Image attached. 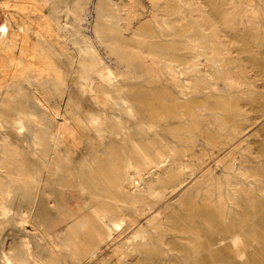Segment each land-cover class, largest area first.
Instances as JSON below:
<instances>
[{
  "label": "bare ground",
  "instance_id": "obj_1",
  "mask_svg": "<svg viewBox=\"0 0 264 264\" xmlns=\"http://www.w3.org/2000/svg\"><path fill=\"white\" fill-rule=\"evenodd\" d=\"M45 1L0 0V8L4 7L8 10L15 8L25 12L28 6L32 5L42 11ZM150 1L152 2L151 12L148 14L150 29L144 33L133 30L131 33L133 43L126 42L123 31L117 29L114 34L120 32L121 38H109L110 33L104 31L109 35L108 37L103 35L102 39L106 38L105 41L111 50L119 51L123 55L126 51L124 58L127 60H129L128 57L133 60L132 56L139 62L144 60L150 66H158L159 71L168 77L170 82L175 81L170 85V88L172 87L170 95L174 97L170 99V95L165 93L152 92L144 101V96H138L135 99L136 103L145 105L147 110L144 111V115L139 113L141 117L132 124L130 115L133 116V113L136 112L132 104L133 93L130 97H126L120 91H113L115 88L112 90L113 92L108 91L105 88V83L108 81H96L91 78L89 81L92 84L91 87L96 86V88H91L92 91L89 90L90 97L97 106L102 105V109L87 120L88 126L95 129L100 139H108L110 144L120 142L122 145L121 142L127 141L143 144L147 146L146 153L142 156L140 154L141 157H138L140 160L137 163H133L135 156L132 157V161L129 156V159H121L123 166L121 164H117L116 168L115 165L111 166V168L114 167L111 169L112 174L103 169V171L100 170L99 167L104 166V161L97 167L81 160L82 163H78L79 166L76 168L73 164L74 161L79 158L85 161L88 156L87 153L80 150L82 140L80 141L81 137L77 138L76 136L77 129L68 122L66 116L62 117L64 114L61 111H52L50 115H47V118L45 117L46 119L40 120L35 111H31L30 108H38L42 99L34 96L33 102L21 100L20 115L15 122L21 125V129L26 125L32 129L31 133L27 134V140L30 141L29 147L32 154L31 159H33L31 161L33 163L35 161L36 165L32 167L33 170L29 169V166L26 168L21 147L16 142L10 141L8 136H2L0 140V170L6 172L8 179L5 180L4 172L3 175L0 173V264H59L58 258L62 249L60 250L58 242L56 244V237L54 238L49 232L43 233V243L34 239V244L29 246L31 242L25 234L27 229H25V222L30 221L33 227L35 226V221L33 223L30 219L26 220V214L34 207L35 198L39 197L41 193L39 191L41 185L49 188L45 191L46 196L50 194L58 196L60 199L64 194L72 196L69 203L67 202L65 205L61 203L58 206L59 212H57L62 214V222L67 225V231L70 233V237L65 238V247L72 255V264H77L82 256L88 259L89 264L93 262L100 264H161L166 262L165 264H168L171 257L176 258L178 249L176 244L183 242L176 241V244L173 242L170 244L167 242L168 238L174 237L177 240L189 238L194 232L198 219L204 218L205 221H209L212 212L219 213L231 208L264 206V25L262 26L264 21L260 11L257 9L253 14L246 15L247 20L252 23L251 31H248L250 26L248 29L244 28L247 30L235 31L234 28L237 26H233L235 18L230 20L232 16L229 19L223 10H217L221 8L217 5L215 14H211L214 17L212 19L200 11L201 9L198 10L197 6L193 7V4L188 0L179 1L192 7L189 10L190 15H185L175 2V5L172 2V5L162 6L160 4L162 0ZM208 2L210 6L207 4ZM208 2L206 5L210 8L212 2L210 0ZM133 4L135 5L136 2ZM162 7L170 10V13H165ZM139 10H134L133 15L140 14ZM129 11L131 13V9ZM197 11L200 14L197 15ZM31 12L33 11L31 10ZM74 12L78 17L84 15V13L76 12V8ZM211 12L214 13L213 10ZM45 13L39 16L44 25L37 24L43 29L40 28L44 33L41 32L42 35H51L54 31L51 21ZM108 15L103 13L101 17H106V19L107 16L108 19L110 16L112 17L111 14ZM121 15L116 17L117 27H122ZM208 19L211 20L207 21ZM130 22L132 21L130 20ZM110 32L112 31L110 30ZM18 35V30H13V40L11 41H16ZM76 36L78 37V35ZM20 41L23 43L22 50L25 60L19 65L5 66L0 69V105H5L4 107H11L15 104L16 96L12 94L18 93L21 89L18 83L20 77L23 76L24 79V76L29 75L36 79L41 78L43 81L44 77L53 75L57 78L59 74L47 53L50 50L46 51L45 47L43 49L25 37ZM155 41L159 42L156 44ZM8 48V46L5 47V49ZM94 64L98 65V63ZM142 65L139 63L140 67ZM99 66L101 67V65ZM101 68V71L104 70ZM127 68L129 69V66ZM150 69L152 71V68ZM140 74L138 73V75ZM180 78L183 84H178L177 79ZM158 81H160L159 78ZM176 87L180 88L179 92L175 91ZM4 89L7 100L3 96ZM36 89L38 90V88ZM21 93L20 95L24 96L22 91ZM38 115L40 116V113ZM252 130H254L253 135L244 140L247 132ZM68 138L72 140H70L71 145H69ZM91 147L94 148L92 145ZM96 147L98 148V146ZM27 149L29 151V148ZM154 149L157 151L156 156L153 154ZM120 150L116 152L122 153L124 149ZM133 150L135 151L134 148ZM141 150L144 152L143 149ZM98 151L100 150L98 149ZM107 153L110 154L109 151ZM134 154L136 155V153ZM28 155L25 156L30 157ZM120 157L123 158V156ZM167 158H171L174 166L169 170L167 179L162 178L163 176L158 179L147 177L152 168H155L156 172L161 171L159 165ZM92 159L90 158L91 162ZM100 159L102 161L101 157ZM100 159L99 162H101ZM209 159L218 161L217 168L219 169H208ZM95 160L97 159L94 158V162ZM130 162L132 163L130 164ZM181 164L187 165L192 174L197 173L199 179L196 180L193 187L183 192L178 200L179 210L168 209L171 212L169 213L167 209L162 208L161 201L165 191L175 190L179 186L177 184L180 173L178 166ZM106 165H110L109 162ZM31 187L38 189L35 196L34 190H30ZM16 189L20 191L21 201L15 198ZM44 201L45 199H42L36 208L39 213L43 214L47 210ZM19 203L26 204L29 210L20 211L17 208ZM145 219L147 221L144 223ZM36 223L38 222L36 221ZM40 225L43 226L44 223L43 225L40 223ZM8 227L10 230L14 229L15 232L7 234L9 233L6 232ZM52 228L50 227V229ZM40 233L42 234V232ZM195 245L193 246L195 247ZM108 246L113 247L110 257L100 258L102 255L100 252ZM193 253L192 255H194ZM66 255L69 256V254ZM178 255L180 257V254ZM62 257L65 256L62 255Z\"/></svg>",
  "mask_w": 264,
  "mask_h": 264
},
{
  "label": "rangeland",
  "instance_id": "obj_2",
  "mask_svg": "<svg viewBox=\"0 0 264 264\" xmlns=\"http://www.w3.org/2000/svg\"><path fill=\"white\" fill-rule=\"evenodd\" d=\"M188 1L191 4H193V7L197 6L196 8L198 10L201 9L200 11L204 12L208 18H212V19L214 17L211 14H215L214 11L218 7H221L217 10H220V11L223 10V12L228 15L229 19L232 16V18L230 20H233L235 18L234 23H233L234 27L237 25L234 28L235 31L247 30L249 28V26H250V28L248 29V31H251L252 30V28H251L252 23L247 20L246 15L248 16V15H250V13L253 14L257 9L260 11V13L262 15L261 17L263 18V21H264V0H214V1L210 0V2H212L211 7H214V8H211V7L209 8V6H210V4L208 2L209 0H188ZM133 2L134 3L136 2V4L134 5ZM172 2L174 5L176 3V6L180 7L184 11L185 15L186 14L190 15L191 12H189V10L192 9V7L180 2L179 0H171V1L170 0H162L160 2V4L162 6H166L167 4L172 5ZM206 2H208L207 4H209V6L206 5ZM215 2H217V3H215ZM204 5H206V6H204ZM137 6H139V7H137ZM255 6H257V7H255ZM75 8H76V12H80L81 14L84 13V15H82L84 17H82V16L78 17L77 14L74 12ZM140 8H141V10H139ZM151 8H152V2L150 0H46L44 3V7L42 9L43 12L39 11L38 9H36L32 5L28 6L27 11H25V12L20 10V9L17 10L15 8H9V10L7 8H4V7L0 8V61H2V62H0V69H2V67H5V66L16 65V64L19 65L22 61L25 60V56H23L24 53L22 50L23 49V47H22L23 43L20 41V40H22L23 37H25L26 39L31 41V43L39 45L43 49L45 47L46 51L50 50L47 53L51 57V59L53 60V64H55L54 66H55V69L57 71V74L59 73L57 78L55 76L51 75V77L53 79L50 76L49 77L47 76V77L43 78V81L41 78L36 79L33 76H29V75L24 76V79L22 78L23 76L20 77V79L18 80V83H19V86L21 89L18 93L12 94L13 96L14 95L16 96L15 104L11 107H7V106L4 107L5 105L4 106L0 105V131L2 132V133L0 132V140H1L2 136L4 137L6 135V136H8L10 141L16 142V144H18L21 147L22 156L24 158V164H25V166L27 165L26 168L29 166V169L33 170L32 167H35V165H36L35 161H34V163L31 161L33 159H31L32 154L30 153V147H29L30 141L27 140V134H30L31 133L30 131L32 129L31 128L29 129V127L27 125L22 127V129H21V125H19L17 122H15V120L20 115V111H21V107H20L21 103L20 102H21V100L33 102L35 97H38L40 100L42 99L41 103H39L38 108L37 107H31L30 110L35 111L36 116H38V118L40 120L46 119L48 117L47 115H50V113L52 111H55V110L59 111V112L61 111V113L64 114V115L61 114L62 117L66 116L68 118V122L72 126H74L75 129H77L76 136H77V138L81 137L79 140L80 141L82 140V142H81L82 144L80 143V150H81V152H83L85 154L87 153L88 156H87V159L85 161L82 158L75 160L73 163L75 165L74 167L78 168L79 164L82 162H85V163L87 162L89 164L92 163L93 165L98 167L104 161V163H103L104 166L101 165L99 167L100 170L103 169L104 171L112 174L111 169L114 167L116 168L117 164H121L123 166V162L121 159H129L128 156L131 158L133 156H135L133 158H135V159L137 158V159L136 160L134 159L135 162L133 161V163H137V161L140 160L139 158L143 154L146 153L145 151L147 150L146 149L147 146L143 145V144H138V143L127 141V142H121L123 145L122 146L120 144V142L110 144V142H109L110 140L100 139V137H99L98 133L95 131V129H92V127L88 126L87 120L92 115L98 113V111L100 109H102V105L97 106L95 101L90 97L91 96L90 91H92V89L96 88V86L93 88L91 87L92 84H91V82H89L91 80V78L95 79L96 81L97 80H103V81L105 80L104 82L108 81V83L107 82L105 83V86H106L105 88L108 91H112L115 88L113 91H120L126 97H130L133 93L132 104L134 107L133 109L136 112L133 113V116L130 115V123H132V124L137 122L138 118L141 117V115L139 116V113L143 114L144 111L147 110L145 105H143V104L138 105L136 103L135 99L138 96H140V95L144 96V101H146L145 100L146 97L149 96L152 92L160 93V94L165 93L167 95H170L172 93L171 92L172 87L170 88V85H172V83H174L175 81L170 82L171 80H169L168 77H166L165 75H163L159 71L158 66H155V65L150 66V64L144 62V60H142V61L140 60V62H139L138 60H135L132 56H131V58L133 60H131L129 57H128L129 60H127L126 58H124L126 51L124 52V55H123V54L119 53V51L111 50L108 43L105 41L106 38L102 39L104 36L108 37L109 33H110L109 38H113V39H114V37L121 38L122 35L120 32H118L120 34L117 33L118 36H116L117 34L116 35L114 34L117 32V30H120V31H123V34H124L123 37H126V39L125 38H122V39H125L126 42L128 41V43H133L134 42L133 36L131 34L133 30H138L141 33H144V31H148L150 29V27H149L150 18L148 16V14L151 12ZM130 9H131V13L129 11ZM133 9L139 10L140 14H137V15H140V16L137 17V15H133V11H134ZM209 9H210V11L213 10L214 13H212V12L210 13ZM238 9H239V11H238ZM252 9H254V10H252ZM31 10L33 12H31ZM162 10L165 13H170V10H167L164 7H162ZM227 11H229V12H227ZM249 11H251V12H249ZM236 12H237V14H236ZM42 13H45L51 21L52 28L54 31L51 35H48V34L42 35V34H44L41 31L42 28L38 26V24H41L43 22L40 19L41 17H39L42 15ZM103 13H106L107 15L111 14L112 17L110 16L109 19H108L109 15L107 16V19H106V17L105 18L101 17V14H103ZM125 13H128V14H125ZM119 14L120 15L122 14L121 15L122 16L121 20H123L121 22L122 27L116 26V22H117L116 17ZM198 14H200V13L197 11V15ZM174 15H172V16H174ZM130 20L132 22H130ZM209 20H211V19H208L207 21H209ZM38 21H41V22H38ZM74 22H75V24H74ZM125 22H126V24H124ZM203 22H205V21H203ZM3 24H4V26H3ZM123 24H124V26H123ZM41 25H44V24L42 23ZM53 25H55V26H53ZM245 25H247V26H245ZM263 25H264V22H262V26ZM36 26H38V27H36ZM2 27H5V28H3L4 30L2 29ZM246 27H247V29H244ZM76 28L80 29V31H78V29H76ZM98 28H100L101 30ZM236 28H237V30H236ZM5 29H6V31H5ZM13 30L14 31L18 30V32H19V35L17 36L16 41H11V40H13L12 39L13 38L12 37V31ZM110 30L112 32H110ZM263 30H264V28H263ZM104 31H107L109 33L107 34V32L105 33ZM39 32H40V34H39ZM41 32H42V34H41ZM98 32L101 34L99 35ZM56 34H57V36H56ZM74 35H75V37H74ZM76 35H78V37ZM127 36H128V38H127ZM82 37H83V39H82ZM55 38H57V39H55ZM78 38H80L81 40ZM82 40H84V41H82ZM125 40H124V42H125ZM93 41H95V42H93ZM1 42H4V43L1 44ZM157 42H159V41H155L156 44H157ZM60 43H61V45H59ZM84 43L87 45H85ZM7 46L9 48L5 49V47H7ZM83 47H84V49H83ZM11 48H13V49L11 50ZM86 48H88V49H86ZM89 48H90V50H89ZM92 48L95 52L92 50ZM82 49L85 51H83ZM107 49H109V50H107ZM81 52H82V54H81ZM109 52H110V54H109ZM93 54H95V55H93ZM9 55H11V57H8ZM51 55H53V56H51ZM122 55H123V57H122ZM92 58H94V59H92ZM95 59H96V61H95ZM120 59H122V60H120ZM81 60L82 61L84 60V62H82ZM1 63H3V64H1ZM84 63H86V64H84ZM93 63H98V65L97 64L93 65ZM126 63H128V64H126ZM139 63H140V65H141V63L143 65L140 67ZM82 64H84V65H82ZM103 64H104V66H103ZM105 64H106V66H105ZM99 65H101V67L104 70L101 71L100 70L101 67ZM127 65L129 66V69L127 68L128 67ZM97 67H99V68L97 69ZM150 68H152V71ZM145 69H147L148 71ZM94 70H96L97 72ZM98 70H100V71H98ZM130 71H132V72H130ZM143 72H145V73H143ZM138 73L139 74L141 73V74L138 75ZM155 73H156V75H155ZM150 74H152V75H150ZM161 75H163V76H161ZM100 77H101V79H100ZM49 78H50V80H49ZM153 78H154V80H153ZM158 78L160 81H158ZM161 79H162V82H161ZM165 79L167 81L168 80L169 81L167 82ZM86 80H88V81H86ZM39 81H40V83H39ZM177 82H178V84H183V82L181 81V78L177 79ZM258 83L261 84V82H258ZM93 84L95 85V83H93ZM38 86L40 87V89ZM120 86H122V87H120ZM35 87L38 88V90ZM116 87H117V89H116ZM53 88H55V89H53ZM126 89L128 90V92ZM4 91H5V89L3 90V92ZM21 91L23 92L24 96H21L22 95ZM123 91H124V93H123ZM175 91L179 92L180 88L176 87ZM20 93H21V95H20ZM39 94H40V96H39ZM3 96H4V99L7 100V98H5V92L3 93ZM173 97H174L173 95H170V99H172ZM2 99H3V97H2ZM42 105H45V106H42ZM48 109H50V110L48 111ZM74 109H75V111H74ZM39 113H40V116L38 115ZM68 113H70V114H68ZM76 113H78V114H76ZM134 116H135V118H134ZM75 123H77V124H75ZM28 131H29V133H28ZM253 133H254V130L250 131L249 133L247 132V134L244 136L243 139L244 140L249 139V137L252 136ZM93 135H95L96 137ZM68 140H69L68 141L69 145H71L70 144L72 141L71 138H68ZM131 144H133L132 146L135 149V151L133 150ZM91 145L94 148H92ZM96 146H98V148ZM99 146L101 147L102 150L100 149ZM111 146H113V148H111ZM27 148H29V151ZM95 148H96V150H95ZM104 148H105V150H104ZM116 148H117V150H116ZM130 148H132V151H130L131 150ZM98 149L101 152L98 151ZM111 149H113L112 153H110ZM114 149L117 152H119L118 150H120V149L123 150L122 151L123 154L121 152L117 153ZM141 149H143L144 152ZM103 150H104V152H103ZM138 150H140L141 152ZM96 151H97V154H96ZM108 151L110 153L109 155L111 158L109 157V155L107 153ZM102 152H103V154H102ZM198 152H200V149H198ZM104 153H106V154H104ZM134 153H136V155ZM156 153H157V151H155V149H154L153 154L155 156H156ZM112 154H114V155H112ZM140 154H141V156H140ZM25 155L26 156L28 155L30 157H26ZM89 155H91V156L89 157ZM120 156H123V158H121ZM25 157H26V159H25ZM100 157L102 158V161H101ZM27 158H29V159L27 160ZM90 158L91 159L93 158L92 162H91ZM94 158L97 159V160H95L96 163L94 162ZM133 158L131 159V161L133 160ZM99 159L101 162H99ZM25 160H26V162H25ZM81 160H82V162H81ZM107 160H109V161H107ZM169 160L171 162V158H169V159L167 158L164 160V162L160 163L159 166H160L161 171L156 172L155 168H152L153 170L152 169L150 170L149 174H147V177L153 178V179H156V178L158 179V178H161V176H163L162 178L167 179L169 177V170L174 168V166L172 165V162L171 163L168 162ZM108 162L110 165H106V164H108ZM131 163L132 162H130V164ZM208 164H209L208 169H210V170L219 169V168H217L219 166V162L214 160V159H209ZM107 166H110V167H107ZM111 166H114V167L111 168ZM104 167H107V168L104 169ZM109 169H110V171H109ZM178 169L180 170L179 171L180 172L179 177L177 180V182L179 181V183H177L179 186H177V188L175 190L168 189L167 191H165V195H164L165 197L163 196L162 201H161L162 208L167 209V211L169 213H171L169 210H172V211H178L179 210L178 200L182 196L183 192H186V191H188L189 188L193 187L194 184L196 183V180L199 179L198 178L199 176H197V173L192 174L190 168L189 167L187 168V165H185V164L179 165ZM187 172H188V174H187ZM0 173L4 174V175L3 174L2 175L4 176L5 180L8 179L6 177L7 174H5L6 173L5 171L0 170ZM6 183H8V182L6 181ZM39 189H41V190H39V191H41V193H40L39 197L37 196L35 198L36 200H35L34 207L32 209H30L32 211V213L28 209L26 204L19 203L17 205V208L20 209V211L23 209L29 210L28 213L26 214V220L30 219L33 221V223L35 221L34 227L30 221L27 223L25 222V229L27 228L25 230L26 231L25 234H27V238L31 242L29 244V246H32L34 244V239H38L41 243H43V238H42L43 235L45 233L49 232L51 235L54 236V238L56 237L55 238L56 244L58 242L60 244V250L62 249L61 250L62 254L60 253V256H59L60 260L58 258V263L62 264V262H63V264H72V255L70 254L69 251H67V249L65 247V238L66 239L69 238L70 233L67 231V225L62 222V219H63L62 214L57 213V212H59L58 206H60L61 203L64 205L67 204V202L72 199V196L71 195L69 196V194H66V196H65V194H64L63 198L60 199L58 196H53L50 194L48 196H46L45 191L49 190V188L45 185H43V186L41 185V187ZM30 190L31 191L34 190V196H35V193L38 192L37 188L33 189L31 187ZM15 198L20 199L19 201L22 200L21 199L22 197H20L19 189H16ZM42 199H45L44 202L47 205L48 211L46 210V213H45L47 216L43 213H39L38 209H36L37 206L42 202ZM60 200H62V201H60ZM219 213H220V215H219ZM219 213L218 212H212V214L210 215L209 221H205L204 218L198 219L196 221V224H195L196 226L194 228V232H193L194 234L192 233V235L189 236V238L185 237V238H180V240H177L174 237L173 238L169 237L167 242L170 244H172L171 242H173V244H176V241L177 242L183 241V242L176 244L178 246L177 247L178 252L176 251V256H175L176 258L173 259V257H171L172 259H170V261H168V264H173V263L174 264L175 263L176 264H178V263H180V264H188V263L192 264L191 262H194L193 264H264V206L252 207V208L251 207L231 208V209H227L225 211H220ZM212 216H214V217H212ZM36 217H38V218L36 220H34ZM36 221L38 223H36ZM146 221H147V219L144 220V223ZM202 221H203V223H202ZM40 223L42 225L44 223V225L41 226ZM54 223H55V225H54ZM51 224H52V226H51ZM38 225H40V226H38ZM207 225H208V227H207ZM43 227L47 231H45ZM50 227L51 228L53 227V228L50 229ZM11 230H10V227H8L6 232H9V233H7V234H12L15 232V231H13L14 229H11ZM40 232H42V234ZM65 233H66L67 237L65 236ZM198 235L200 236L199 238H198ZM206 235H207V237H206ZM58 238H60L61 240ZM174 239H176V240L174 241ZM196 239H197V241H196ZM185 241H186V243H185ZM187 242H190V243L188 244ZM197 243H199V244H197ZM192 244L193 245L196 244L195 247ZM111 248H113V247L112 246L104 247L102 249V251L100 252V255L102 253L100 258H104V259L109 258L111 253H112ZM201 249H203V250H201ZM186 250H188V251H186ZM195 251L196 252L198 251V252L196 253ZM192 253L194 255H192ZM66 254H69V256ZM178 254H180V257ZM62 255L65 257L63 258ZM61 257H62V259H61ZM84 257L83 256L80 257V259H79L80 261L77 264H80V263L81 264L82 263L83 264H89L90 262L88 261V259H86V257L85 258ZM69 258H71V259H69ZM171 261H175V262L171 263ZM165 263L166 262H163L161 264H165ZM91 264H100V263L99 262H93Z\"/></svg>",
  "mask_w": 264,
  "mask_h": 264
}]
</instances>
